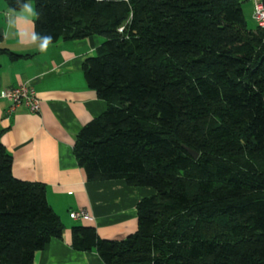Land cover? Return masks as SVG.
<instances>
[{"label": "trees", "instance_id": "obj_1", "mask_svg": "<svg viewBox=\"0 0 264 264\" xmlns=\"http://www.w3.org/2000/svg\"><path fill=\"white\" fill-rule=\"evenodd\" d=\"M31 1L52 43L101 39L82 71L107 106L73 146L86 180L153 190L135 232L74 225L72 247L105 264H264V30L240 1ZM62 231L45 185L14 177L0 140V264H31Z\"/></svg>", "mask_w": 264, "mask_h": 264}, {"label": "crops", "instance_id": "obj_2", "mask_svg": "<svg viewBox=\"0 0 264 264\" xmlns=\"http://www.w3.org/2000/svg\"><path fill=\"white\" fill-rule=\"evenodd\" d=\"M239 1L249 25L254 22L253 2ZM10 9L0 0V47L20 56L0 54V140L12 157L14 177L43 183L47 201L63 224L61 237L51 238L31 264H105L94 249L72 247V226H94L100 238L120 240L136 231V204L153 190L121 179L88 181L77 164L73 146L78 131L107 106L88 87L82 71L101 39H61L41 53L19 44L8 27ZM26 82L40 100L39 112L18 106L7 113L10 102L1 93ZM79 209L89 218H70L69 213Z\"/></svg>", "mask_w": 264, "mask_h": 264}, {"label": "clouds", "instance_id": "obj_3", "mask_svg": "<svg viewBox=\"0 0 264 264\" xmlns=\"http://www.w3.org/2000/svg\"><path fill=\"white\" fill-rule=\"evenodd\" d=\"M16 7L9 10L8 27L19 41L26 47H36L41 53L48 50L53 41L51 35L43 34L35 30V21L39 18V12L35 9L31 0H15Z\"/></svg>", "mask_w": 264, "mask_h": 264}, {"label": "built area", "instance_id": "obj_4", "mask_svg": "<svg viewBox=\"0 0 264 264\" xmlns=\"http://www.w3.org/2000/svg\"><path fill=\"white\" fill-rule=\"evenodd\" d=\"M252 2L254 22L258 28L264 30V0H252ZM1 96L10 102L7 113H12L18 106H23L32 113H38L40 110V100L33 86L27 82L4 90ZM69 216L72 219L89 218L88 212L84 209L71 211Z\"/></svg>", "mask_w": 264, "mask_h": 264}, {"label": "water", "instance_id": "obj_5", "mask_svg": "<svg viewBox=\"0 0 264 264\" xmlns=\"http://www.w3.org/2000/svg\"><path fill=\"white\" fill-rule=\"evenodd\" d=\"M186 150L194 157V158H197L198 157V153L195 152L194 150L186 147Z\"/></svg>", "mask_w": 264, "mask_h": 264}, {"label": "rangeland", "instance_id": "obj_6", "mask_svg": "<svg viewBox=\"0 0 264 264\" xmlns=\"http://www.w3.org/2000/svg\"><path fill=\"white\" fill-rule=\"evenodd\" d=\"M31 3L33 4V2L31 1ZM256 24L254 22H250V24L248 25L249 28L255 29Z\"/></svg>", "mask_w": 264, "mask_h": 264}]
</instances>
